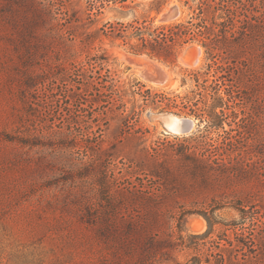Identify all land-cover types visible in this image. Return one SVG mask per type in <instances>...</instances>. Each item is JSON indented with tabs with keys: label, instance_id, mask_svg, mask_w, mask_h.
Returning <instances> with one entry per match:
<instances>
[{
	"label": "rangeland",
	"instance_id": "1",
	"mask_svg": "<svg viewBox=\"0 0 264 264\" xmlns=\"http://www.w3.org/2000/svg\"><path fill=\"white\" fill-rule=\"evenodd\" d=\"M34 1L35 7L51 11L43 15L44 25L36 28L35 35L24 36L16 14L26 17L30 11L0 0V264H121L132 257L136 260L137 253L124 256L122 250H117L115 240L102 238L101 220H92V216L105 212L100 201L103 195L93 187L104 170L116 186L125 187L144 179L147 186L159 187L165 195L163 209L176 217L173 229L178 236L181 232L185 242L191 241L190 235H202L209 230L208 216L218 222L210 235L217 238L224 225L242 220L243 213L235 208L241 205L245 214L260 218L264 226L262 38L235 65L231 60L227 63L226 55L210 59L197 42L184 47L176 63L171 64L135 55L123 40H114L99 30L109 23L128 24L136 20L152 22L154 26L185 22L190 17L185 0H106L102 13L95 16L90 28L83 26L89 23L85 14L89 0ZM52 4L55 5L51 8ZM175 5L180 7L181 17L163 22L162 15ZM260 6L261 0H256L257 11ZM255 15L257 21L264 17L257 12ZM69 28L76 35L73 41L67 40ZM91 33L96 35L85 48L83 42ZM199 47L203 50L202 61L197 66H188L184 59L192 57L193 50ZM88 56L105 57V68L111 71L123 95L126 121L116 108L119 102L109 111L100 107L101 102L93 105V96L85 95L78 102L65 98L66 87L61 81L64 61L68 68L71 62L85 65ZM142 57L163 65L172 75V84L165 88L150 85L142 75L144 67L138 62ZM26 60L28 73L44 78L33 89L30 105L22 96L21 71ZM218 65L242 68V72L236 73L233 68L227 73L231 75L218 82L219 76L227 75L217 70ZM197 73L202 75L199 83L193 76ZM239 75L238 100L231 103L232 110H226L224 128L205 132V123L183 109L189 103L187 98L197 104L195 109L203 108L212 103L211 86L221 84V96L228 99L223 93L224 84L235 85L232 81ZM73 79L79 81L78 76ZM205 86L209 90L204 91ZM156 95L166 99L152 103ZM169 114L193 119L196 123L193 132L187 135L168 132L161 118ZM88 127L98 146L92 144L86 157V144L74 147L78 141L65 137L70 132L81 137ZM199 130L207 134V145L201 151H208L207 155L212 154V159L228 168L247 170L246 180L226 182L214 176L210 183L204 184L202 178L189 172L187 155L195 150L188 152V148L195 144L191 136L199 134ZM25 140L34 145L23 144ZM93 155L101 163L94 171L95 176H85L93 169L83 171L80 166ZM153 172H158L162 179L150 175ZM231 183L234 184L229 186ZM237 233H241L239 228L232 226L223 237L234 240ZM231 248L226 246L230 249L225 254L227 259L239 254ZM196 253L181 246L174 252V259L185 264ZM154 264L175 263L157 259Z\"/></svg>",
	"mask_w": 264,
	"mask_h": 264
},
{
	"label": "trees",
	"instance_id": "2",
	"mask_svg": "<svg viewBox=\"0 0 264 264\" xmlns=\"http://www.w3.org/2000/svg\"><path fill=\"white\" fill-rule=\"evenodd\" d=\"M7 1L8 4L18 5L19 9L30 11V15L26 17L20 15V13L16 14L18 23L21 21L19 26L22 35H35L36 28L40 24L44 25L43 15L51 11V9L35 7L34 0ZM105 2L106 0H89L85 10L89 23H84V27L87 25L90 28L94 25V18L102 13L101 10ZM255 2L256 0H185L184 7L188 9L190 16L185 22L154 26L152 22L144 21L140 23L136 20L128 24L109 23L108 26H104L99 31H103L106 36L114 40H123L135 55H147L166 63H176L184 47L197 42L205 49L210 59L215 60L221 55H226L224 59L228 60L227 63L231 60V64L235 65L239 61L241 62L246 50H252L256 47L261 38L264 40V17H258L261 19L260 21L254 19L256 12L264 15V0H261L258 11ZM54 5L52 4L51 8ZM35 12L39 15H36ZM99 31L96 33H99ZM67 32L69 35L67 40L73 41L76 37L73 30L69 28ZM95 35V33L86 35L83 42L85 48H88L90 42H93ZM133 40H136V42L133 43ZM104 61V56H88L85 65L71 62L70 68L66 66L64 61V77L62 78L64 80L61 81H64L66 87L65 93L67 96L65 98L68 102H78L84 99L85 95L93 96L91 100L93 105L101 102L103 105L100 107L109 109V111L113 104L119 102L116 108L118 112H121L122 119L126 121L128 117L124 115L126 111L123 95L117 87L111 71L105 68ZM28 67L26 60L22 63L23 70L21 71L22 96L24 102L30 105L33 98V89L42 83L44 78L39 74L28 73ZM233 68L236 73L242 72V68ZM233 68H230V66H217V70L225 72V74L231 73ZM104 70L106 72L103 74ZM200 75V73L193 74L198 83ZM229 75L231 74L219 76L218 82H222ZM76 76L79 77V81L73 79ZM237 80L232 81L235 85L224 84L226 88L223 93L227 94L228 99L221 96V84H216L214 87L211 86L213 92L211 104L208 105L207 103L205 107L195 109L197 104H192V100L187 98L189 103L184 104L183 109L189 110L190 114L195 115L202 123H205V132L211 129L224 128L227 117L226 110H232L231 103L238 100L240 75ZM207 90L209 89L205 86L204 91ZM158 99L163 101L166 98L156 95L152 98V103H156ZM106 114L107 111L104 115ZM205 132L199 130V134L191 136L195 144L188 148V152L193 149L195 151H191L187 155L190 162V165H188L189 172L202 178L204 184L210 183V178L214 176H217L216 179L220 177V181L226 182L238 181L242 183L243 180H246L247 170L228 168L219 160L212 159V154L207 155L208 151H201L207 145L205 143L207 140ZM69 136L75 142L78 141L76 145H73L74 147L81 143L86 144L84 146L86 157L89 156L87 154L88 149L92 150V144L97 143L98 146V142H94L95 137L93 136L95 135L92 130L89 131V127L87 131L80 135L81 137L70 132L65 138L68 139ZM14 140L10 139V141ZM22 143L27 146L34 145L29 140L22 141ZM94 156L85 165L81 163L80 170L93 169L92 172L88 171L85 176L96 175L94 171L101 162H99L97 156ZM150 175L162 179L158 172H153ZM114 181L109 179L107 170H104L93 184L97 193L103 195L100 201L105 212L96 217L92 216V220H101L99 224L100 236L115 240L117 250H122L124 256L131 257V253H137L136 260L132 257L121 264H154L157 259L162 262L180 264L174 259V252L181 246L197 252L185 264H226L228 262L229 264H264V226H261L260 222L262 221L260 218L245 214V211L241 209L242 205L235 207L243 213L242 220L239 223L233 222L224 225L225 229L219 233L217 238H211L213 228L218 222L215 217L206 215L208 216L206 218L209 223V230L202 235H190L191 241L188 243L184 241L181 232L179 236L176 235L173 229L176 217L170 210L163 209L165 195L159 187L147 186L143 182L144 179L139 182L135 181L125 187L116 186ZM233 184L231 183L229 186ZM94 195L96 194L94 193ZM232 226L235 229L239 228L241 233H237L234 240H231L228 236L223 237V234L228 232ZM177 239L181 240V243L176 242ZM192 240H196V242ZM227 245L232 247L231 251L241 254V257H239V254L238 256L235 255L234 258L230 255L227 259L225 254L230 250L226 249Z\"/></svg>",
	"mask_w": 264,
	"mask_h": 264
},
{
	"label": "water",
	"instance_id": "3",
	"mask_svg": "<svg viewBox=\"0 0 264 264\" xmlns=\"http://www.w3.org/2000/svg\"><path fill=\"white\" fill-rule=\"evenodd\" d=\"M181 17V10L178 5L172 6L169 10H167L162 15L163 22H173L178 20ZM198 49V55L200 54V49ZM202 49V48H201ZM141 61H137L144 67L142 75L143 77L148 80L149 82L156 83L159 85H169L172 84V75L170 72L164 69V66H160L161 64L145 58H139ZM143 60V62H142ZM196 63V60L194 61ZM162 119V118H161ZM163 123L165 124L166 129L168 132L177 134V135H187L191 134L196 126V123L193 119L183 118L178 121L180 125L177 130L170 129L164 120L162 119Z\"/></svg>",
	"mask_w": 264,
	"mask_h": 264
},
{
	"label": "bare ground",
	"instance_id": "4",
	"mask_svg": "<svg viewBox=\"0 0 264 264\" xmlns=\"http://www.w3.org/2000/svg\"><path fill=\"white\" fill-rule=\"evenodd\" d=\"M199 49H200V54L199 55H198V49L195 48V50H193L194 51L193 56L189 57V55H188L189 58L188 59H184V61L186 62V64L188 66H190V67L197 66L202 61L201 59H202L203 50L200 47H199ZM195 60H196V63H194ZM151 84L154 85V86H157L158 88H160V87H164L165 88V87L169 86V85H159V84L150 82V85ZM183 118L184 117H180V116L174 115V114H169V115L162 116V119L164 120L166 125L172 130H177L179 128L180 125L178 124V121L183 119ZM188 119H190V118H188Z\"/></svg>",
	"mask_w": 264,
	"mask_h": 264
}]
</instances>
